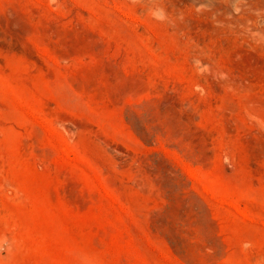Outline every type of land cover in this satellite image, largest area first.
<instances>
[{
    "label": "rangeland",
    "instance_id": "374dc122",
    "mask_svg": "<svg viewBox=\"0 0 264 264\" xmlns=\"http://www.w3.org/2000/svg\"><path fill=\"white\" fill-rule=\"evenodd\" d=\"M0 264H264V0H0Z\"/></svg>",
    "mask_w": 264,
    "mask_h": 264
}]
</instances>
